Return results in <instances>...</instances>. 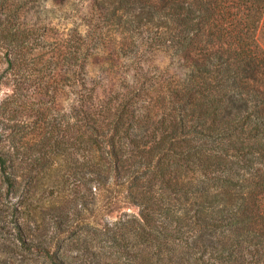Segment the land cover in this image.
<instances>
[{"label": "trees", "instance_id": "1", "mask_svg": "<svg viewBox=\"0 0 264 264\" xmlns=\"http://www.w3.org/2000/svg\"><path fill=\"white\" fill-rule=\"evenodd\" d=\"M16 2L0 264H264V0H94L50 57ZM87 41L131 63L118 90L90 87Z\"/></svg>", "mask_w": 264, "mask_h": 264}, {"label": "rangeland", "instance_id": "2", "mask_svg": "<svg viewBox=\"0 0 264 264\" xmlns=\"http://www.w3.org/2000/svg\"><path fill=\"white\" fill-rule=\"evenodd\" d=\"M25 4V20L37 26L44 33L46 41L45 53L50 57L55 49L64 41L71 39L84 40V36L90 28L99 25V17L93 9L94 0H14ZM76 37V38H75ZM86 47V79L90 87H101L118 90L123 83V78H128L132 73L131 63L126 59H120L113 64L109 51L97 49L96 43L85 42ZM80 63V62H79ZM65 70L70 69L64 67ZM69 83L65 80L64 84ZM9 88H4L3 95ZM61 107H67L68 97L63 96ZM125 209H122L124 211ZM119 210H114L117 214ZM115 216V215H114Z\"/></svg>", "mask_w": 264, "mask_h": 264}]
</instances>
